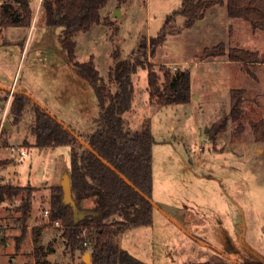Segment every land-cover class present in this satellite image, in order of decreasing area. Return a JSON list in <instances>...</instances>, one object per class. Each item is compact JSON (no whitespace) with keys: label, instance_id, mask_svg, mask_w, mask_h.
Instances as JSON below:
<instances>
[{"label":"rangeland","instance_id":"rangeland-1","mask_svg":"<svg viewBox=\"0 0 264 264\" xmlns=\"http://www.w3.org/2000/svg\"><path fill=\"white\" fill-rule=\"evenodd\" d=\"M31 6L30 28H0V86L6 88L0 89V108L12 92L25 90L85 137L99 113L96 95L68 64L61 29L47 26L42 3L31 0ZM181 6L182 0H108L100 23L74 37L76 61L93 59L108 83L114 51L120 50V58L129 57L143 40L156 38ZM185 22V17H175L173 24L182 31L167 35L149 63L161 84L163 69H189V103L159 108L150 100L147 70L140 68L132 76L134 101L124 118L134 131L149 121L155 140L152 197L160 210L154 209L152 225L123 230L116 240L146 264H235L228 257L241 261L249 252L264 261V140L258 141L254 133V126L264 121V31L229 17L221 5L189 28ZM220 43L258 52L263 62L201 59L205 49ZM234 89L245 91L241 127L230 115ZM34 103L26 106L19 122L9 114L4 125L9 122L11 128L1 129L0 181L38 191L26 231L16 221L21 198L0 205V264H37L38 259L85 263L82 251L73 252L64 241L62 226L44 214L50 210L51 188L62 185L70 170V148L34 146ZM13 146L27 155L12 156ZM35 226L44 227L37 244Z\"/></svg>","mask_w":264,"mask_h":264},{"label":"trees","instance_id":"trees-1","mask_svg":"<svg viewBox=\"0 0 264 264\" xmlns=\"http://www.w3.org/2000/svg\"><path fill=\"white\" fill-rule=\"evenodd\" d=\"M108 0H43V10L47 26L61 29V48L66 54L68 64L80 78L92 87L99 107V113L93 120L91 131L82 140L93 149H87L68 130L52 119L34 103L35 118L30 132L35 138L34 146L39 148H70V181L73 198L82 204L88 215L80 221L75 220L74 210L63 202L61 185L51 188L49 219L59 222L63 228L62 236L73 252L80 250L83 256L89 252V264H146L123 249L116 240L118 234L126 229L149 226L153 223V153L155 143L149 121H145L141 130H131L124 115L132 109L134 101V83L132 76L140 68L148 72V90L150 100L159 108L189 103L191 99V76L189 69L172 72L163 69V80L149 58L155 57L158 48L170 34L182 29L173 24L175 17L186 18L184 28L193 26L204 18L211 8L226 6L229 17L243 19L250 23L254 31H264V0H182L180 9L170 16L156 38L143 40L138 48L127 58H120V50L114 51L115 63L109 69V82L103 81L94 60L80 63L76 61V41L80 32L89 31L101 21V11ZM33 22L31 0H2L0 5V28H30ZM117 31V29H116ZM226 57L228 61L243 65L263 62L258 52L242 48H227L220 43L207 48L201 59ZM8 97L5 98L7 101ZM245 91H231V119L239 123L243 118ZM32 102L24 92H14L9 114L19 122L26 106ZM8 114V115H9ZM5 129V128H4ZM258 141L264 140V121L254 126ZM104 158L139 190L127 184L116 172L104 164ZM38 188L31 185L19 186L0 181V205L15 198H21L16 207V221L27 230L31 218L32 199ZM44 226V225H43ZM43 226L32 230L33 242L37 244L42 235ZM90 241L91 247L84 245ZM46 255L45 251H38ZM39 254L38 257L39 258ZM239 264H264L252 252ZM37 264H50L38 259ZM86 264V263H81ZM208 264V263H202Z\"/></svg>","mask_w":264,"mask_h":264},{"label":"water","instance_id":"water-1","mask_svg":"<svg viewBox=\"0 0 264 264\" xmlns=\"http://www.w3.org/2000/svg\"><path fill=\"white\" fill-rule=\"evenodd\" d=\"M14 93V92H13ZM29 98H31L32 100H34V102L42 109L44 110L52 119L56 120L60 125H62L66 130H68L82 145H84L87 149L91 150L92 152L93 149L90 147V145L88 143H86L84 140H82L80 138L79 135H77L70 127H68L67 125H65L62 121L58 120L56 118L55 115H53L51 112H49L48 110L45 109V107H43L40 103H38L35 99H33V97H31L30 95L26 94ZM196 98V96L194 97ZM5 127L11 128V126L9 125V122H6ZM95 153V152H94ZM99 159L106 164L107 166H109L114 172H116L127 184H129L130 186H132L133 188H135L137 191H139L131 182L130 180H128L123 174H121L116 168H114L112 165H110L104 158H102L101 156H99L98 154H96ZM62 189H63V202L66 205H69L72 207V209L74 210V214H75V220L76 221H80L83 218H85L88 215V212L86 211V209L84 208V206L82 204H78L75 199L73 198V194H72V188H71V181H70V175L69 172H66L64 175V183L61 185ZM145 198L147 200L150 201V203L152 204V206L156 209L160 210V207L150 198L146 197ZM79 214H82L81 218H77V216ZM171 219V218H170ZM172 220V219H171ZM173 222H175L174 220H172ZM176 223V222H175ZM177 224V223H176ZM178 225V224H177ZM179 226V225H178ZM180 227V226H179ZM182 228V227H181ZM90 253H86L83 256V260L86 264H88L90 262ZM233 263L235 264H239L237 262V260L228 257Z\"/></svg>","mask_w":264,"mask_h":264},{"label":"built area","instance_id":"built-area-1","mask_svg":"<svg viewBox=\"0 0 264 264\" xmlns=\"http://www.w3.org/2000/svg\"><path fill=\"white\" fill-rule=\"evenodd\" d=\"M42 1L43 0H38V3L41 4ZM12 95H13V92L11 93V96L9 97V99H7V101H5V106L3 107V109L1 110V108H0V112L2 114L1 115V121H0V134H1V129H2L3 125H4L5 119H6V117L9 114ZM10 153L12 154V156H18L19 159L22 158V157H25L27 155L26 150H24V149H17L14 146L10 148ZM44 214H45V216H48L49 215V211L48 210H45L44 211ZM55 224L57 226L60 225L59 222H55ZM84 245L86 247L90 248L91 247V242L90 241H87V242L84 243Z\"/></svg>","mask_w":264,"mask_h":264},{"label":"crops","instance_id":"crops-1","mask_svg":"<svg viewBox=\"0 0 264 264\" xmlns=\"http://www.w3.org/2000/svg\"><path fill=\"white\" fill-rule=\"evenodd\" d=\"M0 89H3V90H6V88L5 87H3V86H0ZM20 92H24V93H26L27 94V92L25 91V90H21ZM53 186H58L57 184H55V185H53ZM51 255V254H50ZM49 255V256H50ZM48 256V257H49ZM15 259H13V261H14Z\"/></svg>","mask_w":264,"mask_h":264}]
</instances>
